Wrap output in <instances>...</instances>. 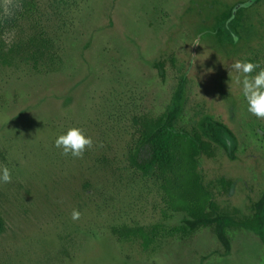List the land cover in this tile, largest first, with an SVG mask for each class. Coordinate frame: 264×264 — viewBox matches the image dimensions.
Returning a JSON list of instances; mask_svg holds the SVG:
<instances>
[{"label":"rangeland","instance_id":"rangeland-1","mask_svg":"<svg viewBox=\"0 0 264 264\" xmlns=\"http://www.w3.org/2000/svg\"><path fill=\"white\" fill-rule=\"evenodd\" d=\"M241 3L235 25L222 20ZM0 10L6 43L43 31L62 62L53 74L0 72V164L12 174L0 184V264H264V243L244 230L228 231L227 253L202 229L149 257H130L109 230L186 219L166 208L152 175L125 162L132 118L162 115L181 77L177 129L210 118L232 134L197 158L219 211L247 216L264 198V119L247 112L231 68L264 67V0H0ZM72 126L93 139L80 158L53 146Z\"/></svg>","mask_w":264,"mask_h":264},{"label":"trees","instance_id":"trees-1","mask_svg":"<svg viewBox=\"0 0 264 264\" xmlns=\"http://www.w3.org/2000/svg\"><path fill=\"white\" fill-rule=\"evenodd\" d=\"M245 4L235 6L222 16V20L235 25ZM24 9L26 10V7ZM19 17L21 21V18H24L23 13ZM5 23L6 20L0 14L2 74L19 66H25L36 74H53L61 69L62 62L58 52L45 38L43 31L6 43L3 37ZM33 27L36 29V26ZM170 64L174 67L172 60ZM184 85L185 79L181 77L170 104L162 115L155 118L146 115L132 118L134 142L127 147L125 162L127 168L139 172L142 179L152 175L166 208L171 212L178 209L185 211L186 219L175 227L162 223L141 225L137 222H116L111 225V234L130 257H149L165 240L176 235H192L202 229L210 230L224 253L230 249L227 236L230 229L251 232L264 243L263 197L250 204L249 215L239 216L236 210L220 212L209 190L202 185L197 173V158L200 155L211 158L212 144H219L222 134L230 137L232 134L210 118L201 119L197 125L198 130L192 129L189 132L177 129L176 124L183 106ZM219 183L221 186L225 184L223 180ZM163 217L165 218L164 215Z\"/></svg>","mask_w":264,"mask_h":264},{"label":"clouds","instance_id":"clouds-1","mask_svg":"<svg viewBox=\"0 0 264 264\" xmlns=\"http://www.w3.org/2000/svg\"><path fill=\"white\" fill-rule=\"evenodd\" d=\"M232 39L234 43L239 41V37L235 35ZM231 68L237 73L235 82L240 86L247 112L257 119H264V67H261L258 61L236 60ZM53 146L64 156L80 158L87 149L92 148L93 139L83 128L72 126L55 137ZM11 181V170L6 165L0 164V184ZM79 218L80 212L74 209L71 219Z\"/></svg>","mask_w":264,"mask_h":264}]
</instances>
